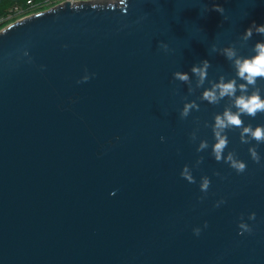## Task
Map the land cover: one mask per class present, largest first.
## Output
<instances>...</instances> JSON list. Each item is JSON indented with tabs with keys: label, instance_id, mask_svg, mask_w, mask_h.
<instances>
[{
	"label": "water",
	"instance_id": "water-1",
	"mask_svg": "<svg viewBox=\"0 0 264 264\" xmlns=\"http://www.w3.org/2000/svg\"><path fill=\"white\" fill-rule=\"evenodd\" d=\"M92 3L0 31V264H264V0Z\"/></svg>",
	"mask_w": 264,
	"mask_h": 264
},
{
	"label": "clouds",
	"instance_id": "clouds-1",
	"mask_svg": "<svg viewBox=\"0 0 264 264\" xmlns=\"http://www.w3.org/2000/svg\"><path fill=\"white\" fill-rule=\"evenodd\" d=\"M217 10L222 11V9L219 8H217ZM257 31L259 33H264V26L259 27ZM251 35H252L251 30H248L247 37H250ZM256 52L257 55L252 59L237 61L240 77L242 79H246L249 84H254L257 77H264V44H257ZM232 55H234V53L229 52V58H231ZM193 71L199 74L202 79L206 75V70L202 71L201 69L194 68ZM177 75L180 79H184V80L187 79V76L185 75H180V74ZM241 87L243 88V85ZM220 88H221V93H220L221 96L234 94L235 91L234 83L220 85ZM205 98L210 99L212 101H215L216 99L214 93H206ZM237 106L241 109L242 112H246L250 115H255L258 111L264 110V101H262L259 96L254 95L250 98H240L237 101ZM225 116L229 124L239 126L242 123L239 116L232 115L230 113H226ZM217 126L221 128L224 127L225 126L224 120L218 117ZM249 131L250 129H245V132H249ZM252 135L257 140L264 139V129L258 128L256 129L255 132L252 133ZM225 145H226V141L223 139H221L220 142L216 145L215 152L217 159H220V153L222 149L225 147ZM253 155L255 156L254 152ZM233 166L237 167L239 170H243L245 167L243 164H235V163ZM206 187H207V182H205V188Z\"/></svg>",
	"mask_w": 264,
	"mask_h": 264
},
{
	"label": "trees",
	"instance_id": "trees-1",
	"mask_svg": "<svg viewBox=\"0 0 264 264\" xmlns=\"http://www.w3.org/2000/svg\"><path fill=\"white\" fill-rule=\"evenodd\" d=\"M31 1L33 8H31ZM51 8L48 0H0V30L7 26L10 22H14L16 17L13 16L16 10L20 9L24 14H31V11H44Z\"/></svg>",
	"mask_w": 264,
	"mask_h": 264
},
{
	"label": "rangeland",
	"instance_id": "rangeland-1",
	"mask_svg": "<svg viewBox=\"0 0 264 264\" xmlns=\"http://www.w3.org/2000/svg\"><path fill=\"white\" fill-rule=\"evenodd\" d=\"M91 1L94 2V4H98V2H99V3H102V4H106V3H118V2H121L122 0H91ZM63 2L66 3L65 0H61V1H60V3H61L62 5L64 4ZM54 5H55V4H53V6H54ZM35 12H37V11H31L30 13H31V14H35ZM26 15H27V14H24L23 11H19V10H17L16 13H15L13 16H12V15L9 16V18L16 17L17 20H20L21 18L26 17ZM17 20H15V21H17ZM15 21H14V22H15ZM12 23H13V22H10L8 25H11ZM8 25H7V26H8ZM7 26H5V27H7ZM5 27H4V28H5ZM0 31H1V30H0Z\"/></svg>",
	"mask_w": 264,
	"mask_h": 264
},
{
	"label": "built area",
	"instance_id": "built-area-1",
	"mask_svg": "<svg viewBox=\"0 0 264 264\" xmlns=\"http://www.w3.org/2000/svg\"><path fill=\"white\" fill-rule=\"evenodd\" d=\"M60 1L61 0H48V3L51 5V7L53 6V4H55V5H58V4H61L60 3ZM80 1H85V2H87V1H91V0H65V2H80ZM64 3V2H63ZM29 4H30V6H31V8H33V5H32V3H31V1H29ZM54 5V6H55ZM19 11H21L20 9H18ZM17 11V10H16ZM16 13V12H15Z\"/></svg>",
	"mask_w": 264,
	"mask_h": 264
},
{
	"label": "bare ground",
	"instance_id": "bare-ground-1",
	"mask_svg": "<svg viewBox=\"0 0 264 264\" xmlns=\"http://www.w3.org/2000/svg\"><path fill=\"white\" fill-rule=\"evenodd\" d=\"M92 4H94V3H92Z\"/></svg>",
	"mask_w": 264,
	"mask_h": 264
}]
</instances>
